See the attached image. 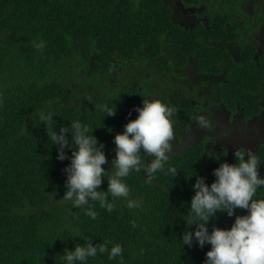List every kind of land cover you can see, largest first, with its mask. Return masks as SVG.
<instances>
[{"label":"trees","instance_id":"16d2710c","mask_svg":"<svg viewBox=\"0 0 264 264\" xmlns=\"http://www.w3.org/2000/svg\"><path fill=\"white\" fill-rule=\"evenodd\" d=\"M174 2L0 0V264H63L65 249L90 241L94 246L107 241L109 249L120 244L123 264H204L210 245L201 249L195 242L192 247L181 242L192 185L197 177L208 185L215 180L210 166L204 164L199 172L198 149L170 156L165 171L149 183L143 171L125 177L129 199L139 201V208H128L118 198L109 212L90 202L98 213L95 220L85 215L86 206L45 208L63 197V169L70 161L56 159L42 117L53 115L49 127L57 132L71 130L73 121L87 124L108 156L115 149L114 136L137 118L134 109L142 107L143 99H158L177 110L173 99L158 91L163 85L147 75L148 68L167 60L184 66L189 58L200 61L206 55L201 67L212 70L205 62L214 65L209 51L215 50L203 40H211L215 29L211 36L201 27L178 26L172 21ZM167 70L172 73L171 66ZM112 101L115 115L105 116L100 108L114 109ZM151 159L144 156L145 163ZM110 164L102 165L109 173ZM168 166L179 171L174 179ZM98 190L107 191L106 178ZM245 214L235 210V215ZM235 215L217 213L209 232L229 229ZM87 264H120V258L109 260L106 252Z\"/></svg>","mask_w":264,"mask_h":264},{"label":"clouds","instance_id":"9594fccd","mask_svg":"<svg viewBox=\"0 0 264 264\" xmlns=\"http://www.w3.org/2000/svg\"><path fill=\"white\" fill-rule=\"evenodd\" d=\"M100 110L105 116H113L116 112L115 105L113 109L108 104L102 105ZM134 110L138 113L137 118L129 120L124 131L113 138L115 157L110 164L113 169L110 173L102 167L108 163L103 151L105 146L97 141L92 134L93 129L87 124L73 121L71 130L61 127L57 132L55 126L49 127L54 124L53 115L42 117L48 139L56 147V159L70 161L63 169L66 174L65 191L60 200L72 208L86 206L85 215L92 220L98 213L90 202H99L101 208L111 212L115 201L120 198L127 201L126 207L139 208V201L129 199L130 189L124 178L132 172L143 171L147 177L145 183H149L155 173L165 171L169 161L175 109L158 99H143L142 107ZM68 133L71 134L70 140ZM66 149L71 152L70 156ZM233 154L236 162L219 163L213 170L215 180L210 185L205 183V178H196L192 185L194 195L190 210L186 215L190 213V218L184 220L186 228L181 242L188 247L195 242L201 249L210 245L204 264H264V198H254L258 189L264 188V177L258 178L261 161L251 151L237 150ZM145 155L152 157L147 163ZM178 172L174 166L167 167V174L172 179ZM105 178L107 191L98 190ZM236 209L246 210L247 214L235 215ZM217 213H226L228 217L235 215L234 222L229 229L213 227L209 232L207 225ZM193 225L195 230H189ZM107 244L104 241L94 246L90 241L83 246L76 244L74 250L65 249L61 256L63 264H87L89 258L106 252L109 260L119 257L120 264H123L122 246L117 243L109 249Z\"/></svg>","mask_w":264,"mask_h":264},{"label":"flooded vegetation","instance_id":"af4514ba","mask_svg":"<svg viewBox=\"0 0 264 264\" xmlns=\"http://www.w3.org/2000/svg\"><path fill=\"white\" fill-rule=\"evenodd\" d=\"M172 21L211 36L215 29L211 40H203L215 52L209 51L214 65L205 62L212 70L201 67L206 55L184 66L167 60L148 68L147 75L163 85L158 91L177 105L170 156L198 149L204 172V164H234V152L251 151L261 161L258 178L264 177V0H175ZM254 198H264V188Z\"/></svg>","mask_w":264,"mask_h":264},{"label":"rangeland","instance_id":"374dc122","mask_svg":"<svg viewBox=\"0 0 264 264\" xmlns=\"http://www.w3.org/2000/svg\"><path fill=\"white\" fill-rule=\"evenodd\" d=\"M193 78V77H192ZM115 157V151H113L110 155H106V159L108 162L111 163L112 159H114ZM63 197H60L57 199V201H50V203H48V206H46V209H50L52 210H65V209H71L69 207V204L66 202L61 201L60 199H62ZM68 204V205H67Z\"/></svg>","mask_w":264,"mask_h":264}]
</instances>
